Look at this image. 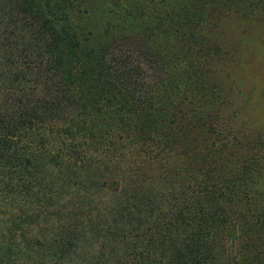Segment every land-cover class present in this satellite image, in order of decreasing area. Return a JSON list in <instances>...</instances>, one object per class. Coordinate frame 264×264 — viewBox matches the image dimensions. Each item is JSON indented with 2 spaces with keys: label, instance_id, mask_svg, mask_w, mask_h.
<instances>
[{
  "label": "rangeland",
  "instance_id": "374dc122",
  "mask_svg": "<svg viewBox=\"0 0 264 264\" xmlns=\"http://www.w3.org/2000/svg\"><path fill=\"white\" fill-rule=\"evenodd\" d=\"M117 1H121L120 8L115 7ZM148 1L30 0V4L46 16L59 6L64 18L60 17L59 26H65L71 36L65 40L67 43L60 42L56 50L71 67L85 62L91 65L112 52L114 57L125 58L126 50L138 49L140 56H133V61L143 69L139 81L152 83L158 77L159 66L154 67L142 58L143 52L151 49L150 44L156 47L162 64L173 67L192 63L190 71L197 72L195 79L204 80L205 91L210 93L201 103L186 99V88L178 93L180 128L186 132L188 142L187 156H193V164L201 173L212 175L213 181L219 177L233 180V170L246 179L237 196L229 204H222L220 221L204 224L207 237L203 239L213 244L212 264H250L252 259L256 261L253 264H264V0H157V12L159 7L167 9L174 3L177 6L170 11L165 25L169 27L181 21L191 3L205 4V10L198 19L194 15L184 16L182 30L155 37L151 42L145 37L136 45L135 38L128 35L141 30V24L133 22L144 13L149 16L145 12ZM16 8L10 0H0V44L11 49L12 62L17 63L16 70L0 73V81L21 80L23 75L27 80L25 67L31 68L23 51L27 49L26 33L31 35L35 26L21 14H13L23 19L20 25L3 16ZM8 23L15 25L8 28L12 38L3 29ZM23 26L33 28L26 31ZM3 37L7 39L2 40ZM45 40L48 45L50 37ZM0 98L5 101L7 95L1 94ZM133 140L98 135L90 147L95 153L102 152L101 158L94 160L91 169L81 167L67 174L69 181L78 184L86 178L87 183L96 180L98 189L91 190L83 183L80 186L84 189H76L70 184L69 189L53 194L51 200L46 198L51 205L37 203L35 198L27 202L0 191V248L7 250H0V264H95L100 253L106 259L131 249L134 241L125 232L127 221L132 223L139 218L143 221L142 230L151 225L160 229L170 198L180 194L185 198L193 189L189 188L190 181L180 182V169L184 166L179 158L173 159L165 172L129 143ZM217 144L220 154L213 149ZM87 154L92 151L88 149ZM254 155V161L244 162ZM104 157L107 163H98ZM50 171L43 174L45 179L54 176ZM207 205L215 210L213 202ZM38 208H41L39 216L34 217ZM133 226L134 223L132 227L128 225V229ZM61 235L64 237L55 239ZM180 238L178 235L177 242ZM54 251L59 255H53Z\"/></svg>",
  "mask_w": 264,
  "mask_h": 264
},
{
  "label": "trees",
  "instance_id": "16d2710c",
  "mask_svg": "<svg viewBox=\"0 0 264 264\" xmlns=\"http://www.w3.org/2000/svg\"><path fill=\"white\" fill-rule=\"evenodd\" d=\"M65 1L68 3L69 0ZM156 1L147 2L145 12L149 16L146 17L144 13L133 22V25L141 24V30L132 31L128 35L135 38L136 45L145 37L150 38L151 42L155 37L163 34L168 36L176 30H182L185 27L184 16L194 15L198 19L205 10V4L191 3L181 16V21L169 27L165 25L171 16L170 11L176 9V4L169 5L167 9L159 7L157 12ZM10 2L17 8L8 10L3 14L4 18L20 25L23 19L13 17V14H21L29 18L35 28L31 35L26 33L28 43L25 44L27 49L23 51L27 66L31 65V68L25 67L28 79L24 80L23 75L21 80L4 78L0 81V95H7L5 101L0 98V191L27 202L35 198L37 203L43 201L51 205L47 199L51 200L53 194H59L70 184L76 189L85 188L80 186L81 183L89 185L91 190L98 189L99 183L96 180L87 183L86 178L78 184L69 181L67 174L75 173L81 167L91 169L94 160L101 158L103 153H95L90 147L98 135L119 140L133 138V142L129 143L138 147L141 153L150 157L149 161L156 163L165 172L172 160L179 158L178 161L184 166L183 170L180 169V182L183 184L190 181L189 188L193 190L185 198L181 194L180 197L170 198L172 201L160 229L151 225L142 230L143 221L139 218L134 219L133 228L128 229L132 223L127 221L125 232L134 241L131 249L123 255L106 259L100 253L95 264H212L210 250L213 244L203 239L207 237L203 226L207 222L217 224L220 221L222 204H229L237 196L246 179H241V175L233 170V180H222L219 177L213 181L212 175L201 173L198 166L193 164V156H187L186 132L183 127L180 128L182 120L179 117L178 93L186 88L185 98L196 100L197 103L205 100L210 93L205 91L204 80L195 79L197 72L190 71L192 63L173 67L168 63L162 64L158 60L156 47L150 44L151 49L148 47L142 58L154 67L159 66L158 77L152 83L139 81L143 69L133 61V56H140L138 49L135 52L126 50L125 58L114 57L112 52L109 57L92 60L91 65L85 62L71 67L56 50L60 42L67 41L71 36L65 26H59L60 17L64 20L59 6L48 11L46 16L43 11L34 10L36 7L30 4V0ZM117 2L115 7L120 8L121 1ZM12 17L15 20L12 21ZM4 26L6 32L9 27H15L9 23ZM23 27L26 31L33 28ZM10 33H6L8 38H12ZM47 37H50L48 45L45 40ZM0 45V60H3L0 73L5 70L10 73L16 70L14 65L17 66V63L12 62L11 49H4ZM188 125L186 122L184 126ZM88 149L94 155L89 156ZM213 149L220 154L219 144ZM255 157H248L244 162L254 161ZM98 163H107V159L104 157ZM246 169H249V165ZM49 170H52L50 174L54 172V176L45 179L47 177L43 174ZM200 176H203V180ZM102 186L105 187V183ZM87 194L88 191L85 196ZM208 202L214 203L215 210L208 207ZM40 209L34 211V217L39 216ZM214 230L212 233L216 236ZM178 235L181 237L180 242H177ZM61 237L64 235L55 239ZM0 250L5 252L6 249L1 246ZM54 254L59 255L56 251ZM255 262L252 259L250 264Z\"/></svg>",
  "mask_w": 264,
  "mask_h": 264
}]
</instances>
